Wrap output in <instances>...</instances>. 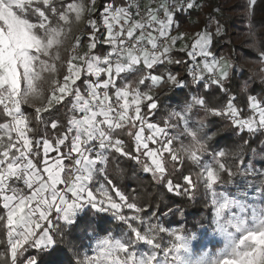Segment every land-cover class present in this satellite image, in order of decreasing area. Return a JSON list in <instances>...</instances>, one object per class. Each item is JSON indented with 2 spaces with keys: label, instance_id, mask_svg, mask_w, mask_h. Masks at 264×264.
<instances>
[{
  "label": "snow or ice",
  "instance_id": "6c2138e0",
  "mask_svg": "<svg viewBox=\"0 0 264 264\" xmlns=\"http://www.w3.org/2000/svg\"><path fill=\"white\" fill-rule=\"evenodd\" d=\"M247 2L251 25L257 0ZM98 7L99 0H0V245L5 247L0 264H192L182 255L190 246L182 230L167 229L159 220V209L144 217L137 198L125 195L109 179V157L114 154L141 163L144 172L175 195L194 196L200 183L212 189L226 170L224 151L216 154L212 165H199L201 153L207 150L200 129L187 130L190 143L176 145L169 121L183 119L181 112H171L162 126L147 120L159 106L157 89L183 86L180 75L167 70L168 65H181L192 84L215 86L225 97L222 104L210 106L204 96L195 95L184 114L199 106L205 116L219 115L238 132L264 131V97L248 94L245 85L240 91L247 97L246 113L227 88L232 65L213 51L223 32L219 21L215 32H198L190 43L176 48L187 39L185 34L172 35L179 27L177 16L200 7L198 0H150L144 12L134 0L127 6L107 2L97 19L88 20L89 40L83 54L76 37L61 57L59 49L67 39L72 14L78 21ZM99 45L109 47L97 51ZM174 52L185 53L191 63ZM260 54L264 57V51ZM159 67L165 71L157 72ZM44 73L50 77L46 89ZM127 73L139 75L128 80L123 75ZM24 105L33 106L35 121L44 126L40 134ZM59 107L66 110V122L45 119L44 113ZM125 135L132 147L121 138ZM186 160L200 170L183 175L184 183L175 182L170 178L175 165L182 168ZM97 174L105 183L94 188ZM213 204L215 228L226 243L216 259L198 264H264V220L255 229L239 219L221 224V213L236 202L224 198ZM85 208L112 212L128 226L131 237L103 238L95 246V256L67 259L66 248L73 251V258L79 253L65 239V228L74 225ZM169 212L175 215L178 210ZM162 234L169 236V243H163ZM139 242L149 246V254L135 251ZM30 250L34 254L26 255Z\"/></svg>",
  "mask_w": 264,
  "mask_h": 264
},
{
  "label": "trees",
  "instance_id": "16d2710c",
  "mask_svg": "<svg viewBox=\"0 0 264 264\" xmlns=\"http://www.w3.org/2000/svg\"><path fill=\"white\" fill-rule=\"evenodd\" d=\"M78 0H65V2H77ZM112 0H99V7L95 11L98 18L103 5ZM130 0H116L117 6H127ZM200 7L182 12L177 16L178 28L176 32L185 34H194L203 30L215 32L217 21L223 26L221 36L216 39L213 51L216 56L226 57L232 63L231 79L227 81V88L232 95L237 96L236 103L246 109L247 97L242 90L245 85L248 87V94L257 97H264V57L261 51H264V0H257L252 16L251 25L248 18L247 0H200ZM89 31V26L83 28ZM103 31V29H101ZM103 39V37H101ZM85 41L89 38L85 37ZM108 45H99L97 51L108 49ZM177 57H183L190 64L191 61L183 52H174ZM167 70L174 74H179L182 78L183 86H168L157 89L158 108L154 113L146 118L150 122L158 123L161 126L164 121H169L170 113L181 110L186 107L193 96L202 95L211 105H220L225 101L222 92L215 86L204 88L203 85H194L191 83L190 76L181 65H168ZM157 72L165 71L159 67ZM235 71V72H234ZM64 69L62 70L63 75ZM128 80L134 79L138 73L123 74ZM23 111L26 115L33 117L32 126L40 134L43 125L35 121V112L30 105H24ZM65 109L59 107L51 113H44L45 119L59 118L65 121ZM191 116L199 121L204 120L205 133L207 138L204 141L207 150L202 154L203 161L215 159L218 152L228 153L224 158L226 170L220 173L221 182L229 185L233 180L240 178H251L260 183L264 189V131L255 133L238 132L229 122L219 115L209 114L205 116L204 111L199 106L193 107ZM0 122L3 118L0 117ZM172 125L168 129L171 135H181L182 140H176V145L188 144L191 138L183 134L181 119H171ZM126 145L133 146L130 137L122 136ZM152 145H150L151 147ZM54 155V153H53ZM142 160L146 158L142 157ZM67 163V161H66ZM250 167V168H249ZM109 179L113 184L119 187L125 195L136 197L138 206L144 209V217L155 213L159 209L158 215L161 223L167 228L180 227L182 233L191 238L198 234L202 229H211L213 227V212L209 203L206 187L200 183L195 189L194 196L190 193L188 196L169 194V199L162 197L160 188L166 189L164 184L157 183L150 172L142 170L141 163L134 159L114 154L109 157ZM251 169V171H250ZM172 171V165H169ZM200 168L191 161H185L181 168L179 163L175 165V174L170 177L175 182L184 183L183 175L189 172L195 174ZM252 173V174H251ZM105 183L104 177L97 174L93 187H99ZM111 191V186H109ZM118 199V198H117ZM168 200L174 205L169 206ZM169 209L177 211L173 215ZM3 210L0 209V212ZM126 215H131V210H123ZM165 213H167L165 215ZM131 237L132 233L128 226L116 218L112 212H99L86 208L76 216V223L65 228V239L70 242L71 248L79 253L78 257L73 258V251L65 249L67 259H83L85 253L91 249L93 241L98 237ZM3 238L0 232V239ZM64 247V245H60ZM5 251L4 245H0V252ZM34 254L30 250L26 255Z\"/></svg>",
  "mask_w": 264,
  "mask_h": 264
},
{
  "label": "rangeland",
  "instance_id": "374dc122",
  "mask_svg": "<svg viewBox=\"0 0 264 264\" xmlns=\"http://www.w3.org/2000/svg\"><path fill=\"white\" fill-rule=\"evenodd\" d=\"M78 2L79 0L73 3H78ZM85 3H87V0H85ZM74 15L75 14H72L73 19L71 21V26L70 27L66 26V31L68 32V36H67V39L65 40L64 46H62L59 49V55L61 57H64L67 55V52L65 51V49H70L71 46L76 43V39H75L76 37L80 38L81 46L79 48V51L81 54H83V52L86 50V46L88 42V41H85L84 38L85 37L89 38V31H84L83 28L86 26H89L88 25L89 19H97L95 12H86L84 16L81 17V19H79L78 21L74 19ZM0 16H3L2 10H0ZM179 34H185V33L176 32L175 29L172 32V35H179ZM185 35L187 37L186 41L178 42L176 45V48L181 47L182 43H190L195 38L196 33L185 34ZM217 57H221V56H217ZM57 64L59 65V62H57ZM62 70L63 69H61L59 73L61 78H62ZM49 79H50L49 74L44 73L43 78H42V84L45 89L48 86ZM40 102L41 100L34 101V103H37V104H39ZM183 110L184 108L177 111V112H181L182 115H184V118L181 119V124L183 127V134L186 137L191 138L187 134V130L200 129V133H199L200 138L202 142H204L207 138L204 125L201 126L200 121L191 116V111L188 112L187 114H184ZM174 136L177 137V140H182L181 135H174ZM202 157L203 156L201 154L200 161H199L200 166L212 165L214 163V160L203 161ZM220 182H221V179L219 178L218 183L212 189L206 188L209 203L212 207V212H213V227L211 229H206V228L202 229L200 233L194 234L193 236H195L197 239H192L193 236L189 238L186 235V237H188L190 240V246H189L188 252L182 253V255H184L186 259L191 260L192 264H198V262L203 261L205 259L206 260L216 259L218 255L221 253V250L226 243L225 236L221 234L215 228V225L217 224L218 219L214 215V210H215V205L213 204L214 200H216L217 203H219V202H222L224 198H227V199H230L236 202V204L233 207H229L226 211L221 213V217H222L220 220L221 224L227 223L229 221H232L233 223H235L236 219H239V220L245 221L249 228L255 229L257 227H260L261 226L260 221L264 220V189H262L260 183L252 179V177L233 180L231 184L229 185H224L223 183H220ZM170 193L171 192H168L167 189L160 188V194L162 197L169 199ZM168 204L169 206L174 205V203L171 200H168ZM177 229L182 230L180 227L170 228V230H177ZM233 231L235 230L233 229ZM162 235H163V243L164 244L169 243V239H170L169 236L164 235V234ZM238 236H239V233H237V237ZM103 238H106V237L96 238L92 243L91 249H89L85 253V255L95 256L96 255L95 246L98 243V241ZM116 238H122V237H116ZM134 248H135V251L139 254H149L150 253L149 246L144 242L137 243L134 246Z\"/></svg>",
  "mask_w": 264,
  "mask_h": 264
},
{
  "label": "built area",
  "instance_id": "2783aa9c",
  "mask_svg": "<svg viewBox=\"0 0 264 264\" xmlns=\"http://www.w3.org/2000/svg\"><path fill=\"white\" fill-rule=\"evenodd\" d=\"M199 1L200 0H198V2ZM130 2H133V0H130ZM134 3L139 4L140 5V11L144 12V8L148 4V0H134ZM133 12H135V7H133ZM190 79H191V77H190ZM182 84H183V82H182Z\"/></svg>",
  "mask_w": 264,
  "mask_h": 264
},
{
  "label": "crops",
  "instance_id": "0c3cea01",
  "mask_svg": "<svg viewBox=\"0 0 264 264\" xmlns=\"http://www.w3.org/2000/svg\"><path fill=\"white\" fill-rule=\"evenodd\" d=\"M150 2V0H148V3Z\"/></svg>",
  "mask_w": 264,
  "mask_h": 264
}]
</instances>
